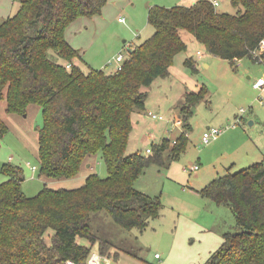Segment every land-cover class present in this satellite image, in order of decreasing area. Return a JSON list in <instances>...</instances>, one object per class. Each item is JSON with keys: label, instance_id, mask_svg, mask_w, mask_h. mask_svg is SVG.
I'll return each mask as SVG.
<instances>
[{"label": "trees", "instance_id": "1", "mask_svg": "<svg viewBox=\"0 0 264 264\" xmlns=\"http://www.w3.org/2000/svg\"><path fill=\"white\" fill-rule=\"evenodd\" d=\"M15 2L14 14L0 22V101L11 115L26 114L30 104L40 107L36 168L45 183L36 195L27 196L21 189L22 169L2 165L7 180L0 182V264L83 263L92 250L116 260L112 244L90 230L91 214L105 211L122 229L140 232L160 215V198L136 189L135 180L150 164L168 168L179 158L188 142L191 107L207 92L205 85L185 91V128L172 146L163 138L148 152L126 153L132 115L145 111L144 88L169 75L174 57L187 50L185 34L230 62H261L264 52H254L264 39V0H231L238 9L235 14L218 12L211 0L150 6L152 33L129 46L121 69L110 72L78 66L80 50L65 38L70 23L100 14L106 0ZM183 64L196 72L192 56ZM7 131L0 116V138ZM98 153L106 177L91 172L72 189L47 185L91 168ZM198 192L228 207L235 221L203 264H264V160L218 176Z\"/></svg>", "mask_w": 264, "mask_h": 264}, {"label": "rangeland", "instance_id": "2", "mask_svg": "<svg viewBox=\"0 0 264 264\" xmlns=\"http://www.w3.org/2000/svg\"><path fill=\"white\" fill-rule=\"evenodd\" d=\"M176 1L106 0L100 14L80 17L65 30L66 41L80 50L82 59L75 63L84 70L92 67L113 71L115 56L119 53L125 56L129 46L152 33L147 20L149 7H168ZM17 7L15 0H0V22L13 15ZM215 8L230 14L238 10L231 0H217ZM184 38L187 50L174 57L169 75L155 78L144 88L145 111L132 115L134 126L126 153H145L153 142L163 138H169L172 146L185 128L181 114V107L188 111L185 90L196 92L205 85L206 96L191 107L188 142L179 158L168 168L152 163L135 180L136 189L160 198L163 204L160 215L140 232L122 229L105 211L91 214L90 230L112 244L111 254L118 253V258L110 264H203L220 245L223 232L233 230L235 221L228 207L217 205L198 191L218 176L264 160V89L252 88V81L263 74L262 64L247 58L230 62L208 53L189 34ZM189 56L196 62L194 73L183 64ZM52 58L57 59L56 55ZM149 113L163 119H153ZM0 116L8 127L0 138V170L6 163L21 168L22 191L27 196L36 195L45 183L38 177V170L31 169L32 165L38 167L37 129L43 123L41 109L30 104L26 114H6L5 102L1 100ZM211 128H221V133L203 143V133ZM194 164L198 170L189 171L187 168ZM91 172L101 178L107 176L101 153L92 159L91 168L82 169L77 176L46 183L54 189H72L78 187L73 182ZM6 180L0 172V182ZM78 241L88 245L84 239ZM93 249H97L96 244ZM155 254L161 258H155Z\"/></svg>", "mask_w": 264, "mask_h": 264}, {"label": "built area", "instance_id": "3", "mask_svg": "<svg viewBox=\"0 0 264 264\" xmlns=\"http://www.w3.org/2000/svg\"><path fill=\"white\" fill-rule=\"evenodd\" d=\"M214 5L217 4V0H211ZM118 21L124 22L123 18H119ZM261 52H264V39L261 40L259 47L257 48L256 52H254L255 56H259ZM199 53V52H197ZM124 60V56L122 54H118L115 56V62H116V70L121 69L122 62ZM261 64L263 66V74L259 77H257L253 82H252V88L258 91H262L264 89V59H261ZM261 104L263 103L262 100H260ZM151 118L153 119H158L162 120L163 116L161 115H156L153 113L148 114ZM221 133V128H211L207 130L206 132L203 133L202 135V142L203 143H208L210 139L217 137ZM146 151H150L148 148ZM32 170L37 169L36 166L32 165L31 166ZM186 169V168H185ZM189 171H196L198 170V165H190L187 168ZM155 257H159L158 254L154 255ZM112 259L108 256L102 255L100 252L96 250H92L90 254L88 255L87 259L83 263H76L74 261H68L67 264H110V261Z\"/></svg>", "mask_w": 264, "mask_h": 264}, {"label": "crops", "instance_id": "4", "mask_svg": "<svg viewBox=\"0 0 264 264\" xmlns=\"http://www.w3.org/2000/svg\"><path fill=\"white\" fill-rule=\"evenodd\" d=\"M197 0H178V1H176V3H174L173 5H181V4H190V3H194V2H196ZM173 5H171V6H173ZM119 19V18H118ZM198 52V51H197ZM196 52V53H197ZM171 68V67H170ZM170 68H169V73H170ZM248 78L250 79L251 77L250 76H248ZM253 82V81H252ZM187 90V89H186ZM185 90V91H186ZM188 91V90H187ZM195 165V164H194ZM197 165V164H196ZM89 173H86L85 175H83L82 176V178H81V180H79V181H77V182H73L72 183V185H76V186H80V185H82L83 183H84V180H85V178H86V176L88 175ZM68 180V179H67ZM72 188V187H71ZM221 243V242H220ZM211 253V252H210ZM209 253V254H210ZM155 258H157V259H159V258H161V256H159V257H155ZM206 260V259H205ZM205 261H203V263H204Z\"/></svg>", "mask_w": 264, "mask_h": 264}, {"label": "water", "instance_id": "5", "mask_svg": "<svg viewBox=\"0 0 264 264\" xmlns=\"http://www.w3.org/2000/svg\"><path fill=\"white\" fill-rule=\"evenodd\" d=\"M126 50H127V51H130V48L128 47Z\"/></svg>", "mask_w": 264, "mask_h": 264}]
</instances>
